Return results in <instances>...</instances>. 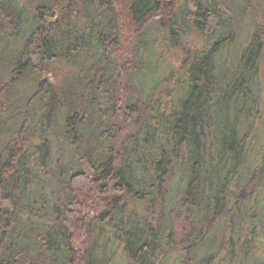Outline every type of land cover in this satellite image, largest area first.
<instances>
[{
    "label": "trees",
    "instance_id": "1",
    "mask_svg": "<svg viewBox=\"0 0 264 264\" xmlns=\"http://www.w3.org/2000/svg\"><path fill=\"white\" fill-rule=\"evenodd\" d=\"M154 26L181 59L146 97L143 80L159 67L148 73L158 58L147 57L163 47L155 35L149 45ZM187 28L208 45L189 43ZM263 60L264 0H184L174 12L164 0H0V119L32 80L20 122L0 129V264H163L169 253L215 264L200 253L222 222L228 257L238 248L263 264ZM64 64L75 70L63 82L45 81ZM30 215L45 221L35 235L20 230ZM106 226L114 258L98 244Z\"/></svg>",
    "mask_w": 264,
    "mask_h": 264
},
{
    "label": "rangeland",
    "instance_id": "2",
    "mask_svg": "<svg viewBox=\"0 0 264 264\" xmlns=\"http://www.w3.org/2000/svg\"><path fill=\"white\" fill-rule=\"evenodd\" d=\"M117 0H109V2L111 3H115ZM184 0H164V5L165 7L169 10V11H177L178 7L180 5V3H183ZM169 15H164V17H162V24H166L167 18ZM169 19V18H168ZM251 20H253V16H250V19H242L240 18L237 21V39H235L234 42V46L232 45V49L230 50V57H229V61L225 60L223 63V69L226 66L231 68L230 66H232L235 62L236 59L243 47V45L246 43V41L248 40L249 37V30H250V26L246 23H249ZM188 30V35L185 37L186 40L195 45H199L201 46H207L209 41L203 36L201 35L196 29L194 28H187ZM150 35H155L156 37H159L162 41L161 43L163 44V47H160L159 52L160 53H156L157 51H154V54L152 55V57H147V61H151L153 58L157 57L158 60H153L150 63V67L147 69L148 73H151V68L154 66H159L157 69L154 70L153 73V77L151 76H147L144 80L143 83H145L144 85V91H143V95L146 97H150L154 92H156V90L158 89V85L157 83L160 82V76L163 75H167L171 73V68H173L174 71H176V68L179 66L180 64V59H181V55H180V49L176 50V49H167V47L165 48V45H167V34L166 31L160 30L158 27L154 26L149 30V35H148V41H150L149 45L152 44V38ZM166 49L168 51H166ZM166 51V52H165ZM160 54V55H158ZM160 56V57H158ZM164 69V71H163ZM75 70V67H71V66H66L64 65H58L56 66V68L54 69V71L51 74H46L44 75L45 81L48 83H51L53 80L60 82H63V78L68 75L69 73H71L72 71ZM163 72V73H162ZM141 80V79H140ZM32 80H30V78H26L23 79L22 82H20L17 86V89L13 92L14 96H13V101H12V106L11 108L3 115V117L0 119V129L1 128H9V127H14L15 128V123H19L20 122V117H17V115H19V113H22L26 110V101L29 98V95L26 96V94H29V91L31 89L32 86ZM134 86H136L137 89H140L139 86V79L134 80ZM259 88L262 91V108H263V116H264V60L262 61V75H261V79H260V84H259ZM156 89V90H155ZM147 99V98H146ZM264 119V118H263ZM264 148V147H262ZM262 148H255L254 149V154H259L260 152H263ZM262 149V150H261ZM254 156V155H253ZM249 161H251L253 163V158L250 156ZM256 163V162H255ZM247 169L245 168V171H243L244 173H246ZM45 174V172L38 168L37 169V179L36 182L37 183H44V186H40L38 189L41 190V192L47 193L46 191V186H48V183L44 182V178L43 175ZM50 198L47 197V201H49ZM252 202V201H251ZM248 203L245 206V210H248L249 205L251 204ZM146 204L145 201L139 202L138 206L139 208H143L144 205ZM40 204H37L36 206L39 207ZM47 214L51 216L52 214V207L50 202L47 203ZM27 219V216L26 218ZM27 222V226L23 227L24 225L21 226L20 230H22L23 232L25 231V228H28V226L30 227L29 229H31L34 233L33 235H35L37 233V228L42 227L44 224V219L41 218V215H30L29 218L26 220ZM23 227V228H22ZM33 228H35L33 230ZM100 228L101 226L99 224H96L91 236V241H90V246L94 243L96 237L98 236V233L100 232ZM228 226L225 222H222L221 224L217 225L214 231V236H213V240L215 241V243L213 244L212 248H210L209 253L207 254L205 252V248L202 249L201 253H200V259H205V258H209L212 257L215 259V264L219 263L218 260H222V264H262V262H259V255H257L256 253H252L251 256L247 259L243 254H241V251L237 249L233 250V252L229 255L228 257V253H229V249L228 252H224V248L227 245V241H226V237L229 234V231L227 230ZM27 232L26 234L31 235V232ZM22 236L24 235L23 233L21 234ZM21 236V237H22ZM101 238V237H100ZM103 240V241H102ZM236 243H239V240L236 239ZM106 242L107 245V250L108 253H111V257L114 258V255L119 253L116 252L115 248H114V242H113V235H112V231L110 227H105L104 232H103V239L101 238L98 242L99 246L101 245V243ZM232 244H230L231 246ZM233 246V245H232ZM166 251H168V248L166 247ZM173 255L171 253L167 254V257L164 258V262L163 264H182L181 262H176V260H173ZM214 263V261H213ZM264 264V263H263Z\"/></svg>",
    "mask_w": 264,
    "mask_h": 264
}]
</instances>
